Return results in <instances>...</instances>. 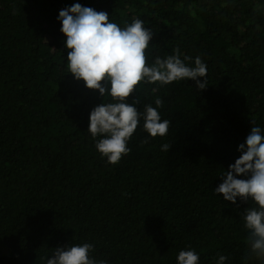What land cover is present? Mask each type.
I'll return each mask as SVG.
<instances>
[{
	"label": "trees",
	"instance_id": "1",
	"mask_svg": "<svg viewBox=\"0 0 264 264\" xmlns=\"http://www.w3.org/2000/svg\"><path fill=\"white\" fill-rule=\"evenodd\" d=\"M75 4L121 28L142 20L149 65L179 49L187 66H207L203 91L138 86L127 102L143 112L160 99L169 130L152 138L141 120L117 165L88 131L112 98L68 69L59 12ZM254 126L264 133V0H0V264H47L84 243L97 264H178L182 250L198 264H264L244 226L253 201L214 191Z\"/></svg>",
	"mask_w": 264,
	"mask_h": 264
},
{
	"label": "clouds",
	"instance_id": "2",
	"mask_svg": "<svg viewBox=\"0 0 264 264\" xmlns=\"http://www.w3.org/2000/svg\"><path fill=\"white\" fill-rule=\"evenodd\" d=\"M109 17L107 12L80 4L59 12L71 75L84 81L89 90L98 91L104 98L106 95L112 98L111 102H103L91 111L88 131L93 140L101 137L96 143L97 151L109 164L117 165L130 153L127 145L141 120L144 131L152 138L164 137L169 130L170 121L162 120L157 110L162 103L160 99L155 100L156 107L148 104L143 112L135 107L139 100L131 104L127 102L138 86L142 83L166 86L192 80L203 91L208 87V70L199 56L195 58L194 67L187 66L179 49L165 58L156 57L149 65L146 50L153 32L146 29L140 19L121 28L109 22ZM200 78H204L203 83ZM152 91L156 92L157 88L153 87ZM161 147L168 151L170 146L165 143ZM239 151L242 155L230 165L222 176L223 183L214 191L233 204L237 198L253 201L255 206L244 214V226L250 233V254L264 259V133L260 127H252L246 146L241 144ZM237 176L247 178L238 179ZM92 251L93 245L89 243L74 244L67 249L57 247L47 264H97L90 256ZM177 259L178 264H198L200 257L195 250H182ZM226 260L227 257L220 255L218 264H225Z\"/></svg>",
	"mask_w": 264,
	"mask_h": 264
},
{
	"label": "rangeland",
	"instance_id": "3",
	"mask_svg": "<svg viewBox=\"0 0 264 264\" xmlns=\"http://www.w3.org/2000/svg\"><path fill=\"white\" fill-rule=\"evenodd\" d=\"M6 252L5 248L0 245V254H5Z\"/></svg>",
	"mask_w": 264,
	"mask_h": 264
}]
</instances>
